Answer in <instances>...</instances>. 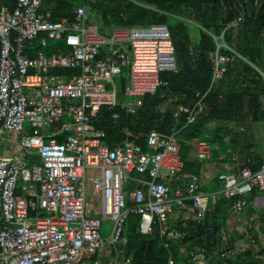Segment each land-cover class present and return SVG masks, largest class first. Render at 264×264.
Returning a JSON list of instances; mask_svg holds the SVG:
<instances>
[{
	"label": "built area",
	"instance_id": "built-area-1",
	"mask_svg": "<svg viewBox=\"0 0 264 264\" xmlns=\"http://www.w3.org/2000/svg\"><path fill=\"white\" fill-rule=\"evenodd\" d=\"M43 4L16 0L13 9L0 8V137L14 131L19 148L16 155H0V264H133L123 249L130 215L140 217L141 233H152L158 223L161 235L181 246L185 232L170 218L175 209L188 207V200L195 201L191 207L203 219L221 197L232 200L231 210L239 214L250 205L255 189L264 191L263 164L257 172L245 166L238 175L220 173V190L202 195V176L183 174L176 133L152 129L146 148L134 138L114 148L105 144V132L95 123L104 106L118 105L111 85L124 75V67H129L124 96L135 99L121 107L132 114L145 95L168 84L162 73L176 70L170 30L153 24L114 28L106 35L91 22L85 4L75 8V20L56 21L50 12H41ZM52 45L55 51L48 53ZM221 46H226L224 40L214 55V81L223 77L230 60ZM205 111L201 99L193 108L179 105L174 116L185 113L191 123ZM60 122L57 133L64 140L51 136ZM214 128L210 124L207 133ZM196 148L197 158L211 157L207 141H199ZM34 154L40 164L27 163ZM231 156L237 159L235 151ZM92 171L97 176L89 191ZM129 179L135 181L132 189ZM21 189L26 195L17 193ZM254 200L264 205L262 194ZM107 219L113 227L104 237L102 223ZM184 250L183 264H208L206 248ZM233 251L227 246L219 257L224 260ZM175 263L170 255L168 264Z\"/></svg>",
	"mask_w": 264,
	"mask_h": 264
},
{
	"label": "trees",
	"instance_id": "trees-1",
	"mask_svg": "<svg viewBox=\"0 0 264 264\" xmlns=\"http://www.w3.org/2000/svg\"><path fill=\"white\" fill-rule=\"evenodd\" d=\"M15 3L16 0H0V8L13 9ZM81 4L86 5L90 17L99 20L103 33L107 28L164 24L175 46L177 68L161 76L168 84L154 94L145 95L136 113L121 107L128 76L123 75L115 82L118 105L104 106L95 123L97 129L105 132V144L114 148L134 138L146 148L148 133L156 129L177 134L185 177L190 174L203 176L207 169H218L219 174L226 171L225 160L215 163L211 159L190 157L194 140L207 141L212 150L218 151L219 157L223 149L235 151L240 164H233L238 173L245 166H250L254 172L260 170L264 157L253 150L254 145L244 141L245 136L239 135L237 128L245 126L251 136V123L264 121V0H44L41 12H50L54 21L63 17L75 20L74 10ZM170 17L175 19L173 24H169ZM223 40L226 46L219 50L230 60L224 64L223 77L214 81V55ZM46 51L54 52V45ZM201 99L206 111L194 122L188 123L185 113L174 116L179 105L193 108ZM165 103L167 107L161 110ZM210 124L215 128L207 133ZM30 161L39 162V159L32 157ZM133 176L139 175L134 173ZM214 183L215 187H220V182ZM181 188L184 190L183 186ZM262 193L264 191L255 189L250 197ZM207 199L204 198V202ZM194 203L193 199L187 201L189 205ZM232 203L221 197L214 208H207L203 219H198L194 213L192 219L178 221L175 225L185 232L181 246L166 235L162 236L158 223L152 233H141L140 217L132 214L123 231L128 240L123 246L125 255L133 264H168L170 255L175 257V264H183L187 261L185 248H206L212 259L219 250L233 243V230L243 224L232 214ZM243 216L244 228L249 232H255L253 217L264 223V210L259 207L250 206ZM260 228L264 231V225ZM166 242L170 243L169 247L165 246ZM250 243L249 239L245 240L246 245ZM245 252L252 254L250 250ZM260 252L264 255V248Z\"/></svg>",
	"mask_w": 264,
	"mask_h": 264
},
{
	"label": "rangeland",
	"instance_id": "rangeland-1",
	"mask_svg": "<svg viewBox=\"0 0 264 264\" xmlns=\"http://www.w3.org/2000/svg\"><path fill=\"white\" fill-rule=\"evenodd\" d=\"M91 22H95L97 24H99V20L96 17L91 16ZM175 22V19L173 17L169 18V24H173ZM113 32L112 28H107L104 29V33L106 35H111ZM129 71V67L126 66L124 67V75H127ZM112 88L115 90V84L111 85ZM135 98L133 96H124V101L123 102H131L133 101ZM168 103H165L164 105H162L160 107L161 110H164L167 107ZM251 129H250V134L251 136H249L247 134L248 129L244 126L243 129L237 128V130H239L238 134L239 135H244V141L247 143H250L252 145H254L253 150L256 151L257 153H259L260 155L264 156V121L263 122H259V123H251ZM246 128V130H245ZM7 136H9L14 143H16V139H15V134L13 132H7ZM194 146L195 142L193 143ZM197 149V148H196ZM196 149L193 150L191 152L190 157H195L196 156ZM9 150H6L5 152L7 153ZM222 153V151H221ZM212 155V160H219V154L218 151L213 149L211 152ZM237 164H240L239 161L236 162ZM162 172H165L164 170ZM215 174L219 175V170L215 169ZM97 174H95L94 171L90 172L88 175V189L89 191H91L92 189V182L91 179L93 177H96ZM216 182L218 181V176H216L215 178ZM135 186V181L133 179H129V182L127 183V187L128 189H132ZM216 183L213 182H209V183H203V189H201V194L202 195H210L211 193L219 190ZM128 202V206L130 205L129 200ZM187 212H191V209H175V211L171 214V221H179L181 219V217L187 216L188 213ZM193 214V212H192ZM112 227H113V223L110 219H107L105 221H103L102 223V234L104 237H108L110 236L111 232H112ZM253 235L252 232H238V234L236 233L235 237V241L237 242V244L240 243V245H234L236 246V250L234 248L233 251V255L231 257L227 256L224 260L220 259L219 257L217 258H210L208 264H210L211 260H215L214 262L216 264H237V263H241V264H264V255H261V250L260 248L257 247V250L255 251L253 249V247L251 246L252 243H250L249 245L245 244V240L249 239V236ZM263 246V245H262ZM233 247V246H232ZM239 248V249H238ZM251 249V250H250ZM256 249V247H255ZM246 250H250L252 252V254H247V252H245ZM255 251V252H254ZM245 252V253H244ZM220 259V260H219Z\"/></svg>",
	"mask_w": 264,
	"mask_h": 264
},
{
	"label": "crops",
	"instance_id": "crops-1",
	"mask_svg": "<svg viewBox=\"0 0 264 264\" xmlns=\"http://www.w3.org/2000/svg\"><path fill=\"white\" fill-rule=\"evenodd\" d=\"M61 128V125H55L53 128H52V133H53V135H51V136H56L57 137V139L59 140L60 138H61V140H64L65 139V135L64 134H62V133H60V134H58L57 132L59 131V129ZM240 129H243V127H239ZM7 132H13L14 134H15V139H16V143H14L13 142V140L9 137V136H7ZM172 134V133H171ZM200 140H194L193 142H192V145H193V143L195 142V145L196 146H194L193 145V147H194V150L196 149V147H197V144H198V142H199ZM227 147V146H226ZM6 150H9L7 153L5 152ZM197 151V150H196ZM19 153V148H18V139H17V134L14 132V131H6L5 133H4V138H2V137H0V155H10V154H13V155H16V154H18ZM222 156H220V158H219V160H213L215 163H219V162H222L221 160H225L226 162H224L225 164H226V171H224V172H222V173H235V174H239L238 173V171L236 170V167L234 166V164L233 163H236L237 162V160H238V156H237V159H235V160H233L232 159V156H231V151L230 150H228V149H223L222 150ZM191 155V154H190ZM32 157H38V159H39V162H31L30 161V159L32 158ZM197 156H195V157H192V158H196ZM264 157V156H263ZM212 158V155H211V157L209 158V159H211ZM212 160V159H211ZM27 163L28 164H31V163H41V158L39 157V155L38 154H34V155H32V156H30L29 158H27ZM236 165H237V163H236ZM216 176H218V174H215V172H214V170L212 169H210V170H206V172H205V175H203L202 176V180H203V183H209V182H216L215 181V178H216ZM182 186V185H181ZM219 190H220V188H219ZM219 190H217V191H215L214 193H216V192H218ZM18 194H20V195H26V193L21 189V190H18V192H17ZM262 195L264 196V193H262ZM250 201H251V203H250V205L244 210V211H242L241 213H239V214H234L233 212H232V214L234 215V217H236V218H238V221H240L241 223H243V224H241V225H239L235 230H233V234H234V238H233V243L232 244H234V245H240V243L239 244H237V242L235 241V239H236V237H235V235H236V233L238 234V232L240 231V232H249V230H247V229H245L244 228V225H245V222H246V220H245V218H244V216H243V214L248 210V208L250 207V206H255V207H259V208H261V209H263L264 210V205H263V203L261 202V201H255L254 200V198H250ZM183 209H191V212H187L188 213V215L187 216H184V217H181V219L180 220H190V219H192V217H193V214L194 213H197V210L195 209V208H192L191 207V205H189L188 204V207H186V208H182L181 210H183ZM192 212H193V214H192ZM253 219H254V222H255V232H253V235H250L249 236V240L251 241V246L253 247V249L256 251L257 250V247L258 248H260V250L261 249H263L264 248V231L260 228L262 225H264V223H262L261 222V220H260V218H254L253 217ZM179 220V221H180ZM178 221H171V219H170V223H173L174 225L177 223ZM234 245H231V244H227L226 245V247L227 246H233V248H235V250H236V246H234ZM263 245V246H262ZM225 247V246H224ZM225 247V248H226ZM255 247H256V249H255ZM222 249H224V248H222ZM221 249V250H222ZM239 249V248H238ZM251 250V249H250ZM254 251V252H255ZM184 252V255H185V250L183 251ZM233 254V253H232ZM232 256V255H231ZM231 256H229V257H231ZM217 257H219V252H218V254L215 256V257H213V258H217ZM186 258V257H185ZM210 258H211V254H210V256H209V260H210ZM220 258V257H219ZM221 259V258H220ZM219 259V260H220ZM212 261V264H216L214 261L215 260H211ZM209 262V261H208ZM210 264H211V262H210Z\"/></svg>",
	"mask_w": 264,
	"mask_h": 264
}]
</instances>
